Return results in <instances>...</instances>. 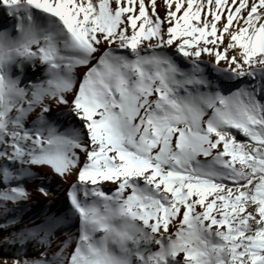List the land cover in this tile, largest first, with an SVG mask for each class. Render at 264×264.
<instances>
[{"label":"bare ground","instance_id":"1","mask_svg":"<svg viewBox=\"0 0 264 264\" xmlns=\"http://www.w3.org/2000/svg\"><path fill=\"white\" fill-rule=\"evenodd\" d=\"M69 4L70 0H0V53L13 47V57L21 61L17 66L19 76L30 70L26 83L15 88L20 98L27 100L26 110L34 113L44 103V115L32 123L26 121L23 130L24 135L34 137L36 146L30 145L28 156L17 150L12 154L17 165L23 161L27 164L20 167L16 176L12 198H27L32 191L37 196L36 215L28 220V242L45 231L43 244L49 248L51 240L56 244L60 234L71 232L77 248L67 264H88L85 240L89 238L101 248L103 239L116 229L117 219L125 222L132 211L129 203L123 201L125 194L113 195L118 190L123 192L122 187L138 175L125 169L119 171L116 165L138 153L141 144H145V152L153 160L162 161L172 157L176 143L181 148L188 141L197 140L187 125L168 127L163 143L154 142L155 138L161 139L158 122L171 111L169 104L174 107L181 98L200 104L208 101L210 111L201 106V118H195L194 124L215 134L213 147L222 133L230 134V141H236L246 135L244 124L223 122L221 113L229 109L225 103L236 114L239 109L247 110L249 93L264 100V65L244 72V52L235 45L222 54L212 53V61L203 54L197 55L178 28L183 19L177 11L158 9L151 0L139 2L135 15L132 13V18H138L129 28L111 35L95 29V22L88 16L90 12L96 14L91 5L85 11L87 18L79 23L75 14H69ZM183 5L184 10H198L196 1L188 0ZM47 40L54 48L52 59H44L33 51ZM180 87L184 88L177 92ZM134 98L137 102L132 101ZM127 103L129 114L122 115ZM113 112L121 115V130L114 126ZM176 131L181 132L179 139ZM120 132L125 134V141ZM41 138H45L44 142ZM110 149L116 154L112 161L107 156ZM211 152L213 148L207 146L205 154ZM148 172L158 171L150 166L139 175ZM30 183H39L40 192L27 187ZM141 189L148 193L151 186L146 184ZM145 201L150 205L152 199L146 197ZM97 206L107 213L96 211ZM121 209H125L124 216L116 214ZM157 210L151 207V213L130 215L145 241L139 248L121 254L124 262L141 264L147 256L149 261L153 256L148 252L159 245L172 249L165 238V214ZM174 212L169 216L170 231L175 230L182 217Z\"/></svg>","mask_w":264,"mask_h":264},{"label":"rangeland","instance_id":"2","mask_svg":"<svg viewBox=\"0 0 264 264\" xmlns=\"http://www.w3.org/2000/svg\"><path fill=\"white\" fill-rule=\"evenodd\" d=\"M88 1L70 0L69 14H75L76 21L80 23L87 18L85 11L91 5L96 14L90 12L88 16L95 22V29L111 35L129 28L134 18L137 20L138 16L132 18V13L135 15L141 0ZM184 1L188 0H151V3L158 9H168L169 13L177 11L183 19L177 24L178 28L184 32V41L193 46L194 53L203 54L204 58L212 61V53L214 56L222 54L235 45L244 52L245 57L241 58L246 65L244 72L264 65V0H193L198 4L197 11L184 10ZM114 3L122 6L112 8L110 5ZM53 49L47 40L33 51L44 59H52ZM13 51L14 48L9 46L0 53V264H67L77 248L72 241V233L60 234V243L55 244L53 239L49 248L48 244H43L45 231L31 237L28 242L31 233L28 220L36 215L37 196L32 191L27 198L23 195L12 198L16 176L27 165L26 161L17 165L12 154L17 150L25 156L30 155V145L33 143L35 147L36 141L34 137L24 135L25 122L32 123L44 115L43 102L33 113L26 110L27 100L21 99L16 92L18 86L26 83L30 70L26 69L19 76L17 66L21 61L13 57ZM187 86L185 83L184 87ZM184 87L178 88L177 92ZM246 99L249 104L247 110L239 109L236 114L225 103L229 109L221 113L223 122H242L246 135L230 141V134L222 133L215 147V134L194 124L195 118H201V106L210 111L208 101L200 104L181 98L174 107L169 104L171 111L166 119L158 122L161 139L155 138L154 142L158 145L163 143L168 127L187 125L197 140H190L181 148L176 143L174 151L171 150L173 158L162 161L153 160L146 154L145 144H141L138 153L116 165L119 171L125 169L138 175L131 184L122 187L123 192L118 190L113 195L125 194L127 198L123 201L129 203L132 211L125 222L117 219L116 229L103 239L101 248L92 244L89 238L85 240L88 264H129L119 256L139 248L145 241L130 215L151 213V207L164 212L168 232L165 238L170 241L172 249L168 251L163 245L156 246L154 251L148 252L153 257L149 261V256L145 257L141 264H264V100L253 93L247 94ZM128 107L129 103L122 115L129 114ZM120 116L116 112L111 116L116 130H121ZM176 132V139H179L181 132ZM120 136L126 140L124 133L120 132ZM44 140L41 138L42 142ZM207 146H211L213 152L205 154ZM179 150L181 152L177 156ZM107 156L109 161L116 159L111 149ZM150 166L158 172L139 175L141 170ZM8 179L11 180L8 182ZM146 184L151 186L148 193L141 189ZM137 186L141 187L138 189ZM27 187L39 191L41 185L30 183ZM111 195L109 198L113 200ZM146 197L152 199L150 205L146 204ZM103 210L107 213L97 206L96 211L100 213ZM174 210L182 217L175 230L170 231L169 216L171 211V214L175 213ZM116 214L124 216L125 209L116 211Z\"/></svg>","mask_w":264,"mask_h":264}]
</instances>
